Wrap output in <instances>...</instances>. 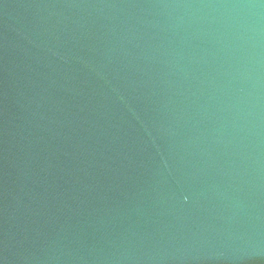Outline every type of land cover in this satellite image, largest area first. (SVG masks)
I'll return each instance as SVG.
<instances>
[{
  "label": "water",
  "instance_id": "obj_1",
  "mask_svg": "<svg viewBox=\"0 0 264 264\" xmlns=\"http://www.w3.org/2000/svg\"><path fill=\"white\" fill-rule=\"evenodd\" d=\"M0 264H264V0H0Z\"/></svg>",
  "mask_w": 264,
  "mask_h": 264
}]
</instances>
